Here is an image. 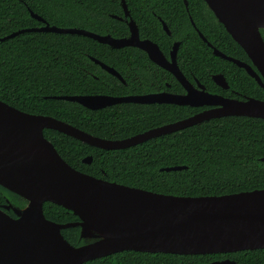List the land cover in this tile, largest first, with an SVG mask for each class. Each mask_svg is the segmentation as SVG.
Instances as JSON below:
<instances>
[{"label":"trees","instance_id":"trees-1","mask_svg":"<svg viewBox=\"0 0 264 264\" xmlns=\"http://www.w3.org/2000/svg\"><path fill=\"white\" fill-rule=\"evenodd\" d=\"M126 0L141 36L168 52L172 38L181 40L179 60L208 86L211 74L223 72L233 87L264 99V88L245 68L216 55L198 29L227 55L251 62L243 47L227 31L205 0ZM85 28L115 37L127 36L129 26L121 0H0V37L44 23ZM155 13V14H154ZM161 16L172 36L163 29ZM264 37V29L261 30ZM91 56L116 68L126 82L103 69ZM161 67L143 50L114 48L91 37L53 31H25L0 40V99L27 112L51 115L102 138L122 139L191 116L195 108L172 103L121 102L88 108L58 95H128L154 89ZM142 78L131 82L130 73ZM167 80L172 82L168 72ZM175 81V82H174ZM173 83L180 85L174 79ZM174 84V85H175ZM45 136L74 168L130 186L180 196L222 195L264 188V118L226 115L119 149H104L45 128ZM93 157L91 163L86 156ZM184 166L177 170L164 167ZM23 207L27 201L0 184V206ZM47 218L56 222L79 217L52 201L44 204ZM66 239L81 245V227L62 229ZM230 258L235 264H264V248L212 254H176L124 250L84 264H199Z\"/></svg>","mask_w":264,"mask_h":264},{"label":"water","instance_id":"water-1","mask_svg":"<svg viewBox=\"0 0 264 264\" xmlns=\"http://www.w3.org/2000/svg\"><path fill=\"white\" fill-rule=\"evenodd\" d=\"M205 1L256 68L216 48L201 31L200 36L213 47L216 55L245 68L264 88V37L261 32L264 29V0ZM185 2L188 6V1ZM121 3L129 25L128 36L115 37L85 28L51 25L30 9L31 15L44 24L19 29L0 37V40L25 31H53L88 36L114 48L137 46L157 64L173 72L189 89L183 95L162 92L125 96H54L77 101L88 108L97 109L121 102L219 106L126 138L109 139L51 115L21 110L0 99V184L28 200L23 208L11 203L0 206V264H84L124 250L212 254L264 248V188L201 196L155 192L74 168L45 136L44 129L52 128L100 148L119 149L214 117L245 115L264 118V99H228L202 89L194 91L177 63L178 43L172 51V60H167L156 42L140 37L126 0ZM114 17L123 19L118 15ZM163 24L170 32L164 21ZM91 58L124 81L116 68L98 58ZM214 78L218 83L228 85L223 74L218 73ZM92 159L89 155L83 160L91 163ZM47 201L72 210L79 219L61 223L47 218L44 212ZM4 208H12L18 217H12ZM72 226L81 227L82 238L94 240L81 245L70 243L62 229ZM235 263L233 259L224 258L199 264Z\"/></svg>","mask_w":264,"mask_h":264},{"label":"flooded vegetation","instance_id":"flooded-vegetation-1","mask_svg":"<svg viewBox=\"0 0 264 264\" xmlns=\"http://www.w3.org/2000/svg\"><path fill=\"white\" fill-rule=\"evenodd\" d=\"M186 4V2H185ZM186 8L187 10L189 9L188 6L186 5ZM155 14V13H154ZM158 19L160 20L161 24H162V27L163 29L167 32V34L169 36H172V30L169 28L168 24L166 23V21L159 15H157ZM190 19H191V22L192 24L194 25L193 21H192V16L189 15ZM123 19L126 20V17L125 15L123 16ZM194 20V19H193ZM163 21L167 24L170 32L164 27V24H163ZM195 22V21H194ZM196 24V23H195ZM129 26V25H128ZM195 28L198 30V32L200 31L198 29V27L196 25H194ZM139 28V27H138ZM140 31V30H139ZM129 34H130V30H129ZM128 34V35H129ZM127 35V36H128ZM200 35V34H199ZM123 37V36H122ZM140 37L142 39H150L149 37H146V36H141L140 34ZM152 40V39H151ZM204 40V39H203ZM154 41V40H152ZM205 41V40H204ZM155 42V41H154ZM210 42V41H209ZM159 47H160V50L162 51L163 55L165 56V58L167 60H172V51L175 47V44L178 43V47H177V53H176V59H177V63L179 65V68L180 70L182 71L183 75L185 76V78L189 81V83L191 84V88L194 89H197V90H203V91H206L208 93H212V94H216V95H220V96H223L225 98H228V99H238V100H246L248 99L249 97H255V98H258L256 97L255 95H251V94H248L247 92H244L243 90H240V89H237L235 87L232 86V84L229 82V80L227 79L226 75L223 73V72H217V73H213L211 74V78L213 80V86H208L206 83L202 82L197 76L196 74L194 73V71L192 69H190L188 72L185 71L183 68H182V64H181V61L179 60V49L181 47V40L180 39H177V38H172L171 39V42L168 44L169 46V49H168V52H166V50H164L160 44L158 42H156ZM208 44V42H207ZM209 45V44H208ZM210 46V45H209ZM125 47V46H124ZM132 47H137V46H132ZM211 47V46H210ZM122 48V47H121ZM139 48V47H137ZM213 48V47H212ZM141 49V48H140ZM143 50V49H141ZM147 55L148 53L143 50ZM213 52H214V49H213ZM248 55V54H247ZM149 56V55H148ZM237 58V57H235ZM239 59V58H238ZM242 60V59H240ZM251 60V59H250ZM243 61H246V60H243ZM155 62V61H154ZM248 62V61H246ZM156 63V62H155ZM250 63L253 67L254 64L251 62H248ZM159 65V64H158ZM101 66V65H100ZM160 66V65H159ZM161 69L157 70L156 73L154 74V79H155V82H154V89L153 90H149V91H143V92H134V93H130L128 95H141V94H149V93H162V92H166V93H174V94H186L188 93L189 89L186 88L182 82H180V80L176 77V75L171 72L170 70L160 66ZM256 68V67H255ZM104 69V68H103ZM166 72H168L170 74V76L172 77V82L168 81L167 80V74ZM218 73H221L224 75L225 79H226V82H227V86L225 85H222L220 83H218L214 76ZM129 78L131 80L132 83L138 81L140 83H142V78L141 77H138L136 75V73H130L129 74ZM120 79V78H119ZM177 80L179 82L180 85H177L175 83H173V81ZM121 80V79H120ZM122 81V80H121ZM123 82H126V79L124 78V81ZM175 82V81H174ZM144 83H142L141 85H143ZM175 84V85H174ZM146 85H143L142 88H144ZM195 91V90H194ZM122 96H125V95H122ZM261 99V98H259ZM137 103V102H136ZM155 103H159V102H155ZM163 103H166V102H163ZM174 104V103H172ZM178 105H186V106H191L193 108H195V113L197 112H200V111H203V110H206V109H212V108H216L218 107L219 105L217 104H201V105H189V104H178ZM192 114V115H193ZM28 203V202H27ZM12 204V203H11ZM13 206H16L14 204H12ZM12 217H18V214L15 213L13 211L12 208L10 209H6L4 208Z\"/></svg>","mask_w":264,"mask_h":264},{"label":"rangeland","instance_id":"rangeland-1","mask_svg":"<svg viewBox=\"0 0 264 264\" xmlns=\"http://www.w3.org/2000/svg\"><path fill=\"white\" fill-rule=\"evenodd\" d=\"M26 201H28V200H26ZM26 205H27V204H25V206H26ZM25 206H23V207H25ZM16 207H17V208H23V207H20V206H17V205H16ZM86 240H87V242H90V241H93L94 239H93V238H89V239L87 238Z\"/></svg>","mask_w":264,"mask_h":264}]
</instances>
